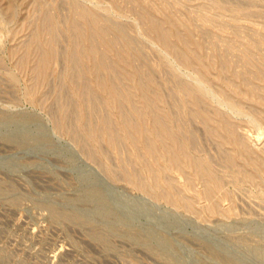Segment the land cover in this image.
<instances>
[{"label": "rangeland", "instance_id": "1", "mask_svg": "<svg viewBox=\"0 0 264 264\" xmlns=\"http://www.w3.org/2000/svg\"><path fill=\"white\" fill-rule=\"evenodd\" d=\"M0 264H264V0H0Z\"/></svg>", "mask_w": 264, "mask_h": 264}, {"label": "bare ground", "instance_id": "2", "mask_svg": "<svg viewBox=\"0 0 264 264\" xmlns=\"http://www.w3.org/2000/svg\"><path fill=\"white\" fill-rule=\"evenodd\" d=\"M92 23V22H91ZM150 25L152 28L155 29V31L157 32V36H158V39L160 41H162L163 43H165L166 45H169V42H168V32L164 29H161L159 28V26L154 23L153 21H150ZM92 26H93V23H92ZM93 30L98 33V32H101L103 31V29H101L100 27H97L94 23V26H93ZM89 48L91 49V54H92V57H93V54L96 53V50L94 48V45L92 42L89 43ZM78 49V48H77ZM98 54V53H97ZM98 56V55H97ZM93 60V75H94V78L96 79L97 83L98 84H101V85H105V83H109V79H105L101 76V70L103 67H107L109 69H113L112 66H107L104 64L103 60H102V55H99L98 57L96 58H92ZM43 62V61H42ZM202 65V64H201ZM107 72V71H106ZM136 72V71H135ZM117 74V72H116ZM119 75V74H118ZM136 75V73H135ZM107 76V75H106ZM125 77H127V74L125 73L124 74ZM132 77V75H131ZM149 78V77H148ZM118 79V78H117ZM148 81V80H147ZM111 83V82H110ZM142 84V83H141ZM142 86V85H141ZM86 90V89H85ZM147 91V90H146ZM146 91L145 89H143L141 87V95H142V99L143 101L148 104L150 107L152 106V101H150V99L147 98L146 96ZM112 93V91H111ZM118 94V93H117ZM155 97V96H154ZM157 98V97H156ZM124 99V98H123ZM119 101H121V97H119ZM125 101V100H124ZM123 102V101H122ZM121 103V102H120ZM125 119V118H124ZM154 125H153V130L151 131L152 134L151 137H150V140L147 141L148 142V147L150 150H154L155 149V141L154 139L152 138H156L159 142H165L164 140L165 139H169L171 141V145H165V149L167 150L168 152V156H169V159L171 161H176V160H179L180 158V155L182 154V145L178 143V141L176 140L175 136L171 133L170 131V128L167 126V120L165 118L164 115L162 114H158L156 112V115H154ZM129 124V123H128ZM127 124V121H125V125L127 127H129ZM131 129V128H130ZM133 129V128H132ZM136 132H138V130L134 129ZM112 134V133H111ZM112 138L115 139L116 137L114 136V134H112ZM176 142L175 144L173 142ZM176 149V150H175Z\"/></svg>", "mask_w": 264, "mask_h": 264}]
</instances>
